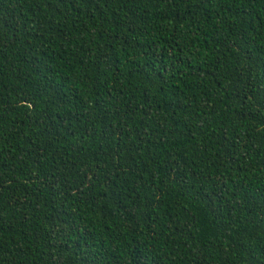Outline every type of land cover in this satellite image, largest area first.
<instances>
[{"label":"trees","instance_id":"trees-1","mask_svg":"<svg viewBox=\"0 0 264 264\" xmlns=\"http://www.w3.org/2000/svg\"><path fill=\"white\" fill-rule=\"evenodd\" d=\"M0 264H264V0H0Z\"/></svg>","mask_w":264,"mask_h":264}]
</instances>
